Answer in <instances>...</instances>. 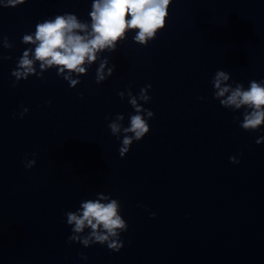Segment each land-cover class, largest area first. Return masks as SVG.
Returning <instances> with one entry per match:
<instances>
[{
	"label": "water",
	"instance_id": "1",
	"mask_svg": "<svg viewBox=\"0 0 264 264\" xmlns=\"http://www.w3.org/2000/svg\"><path fill=\"white\" fill-rule=\"evenodd\" d=\"M91 2L0 9V36L13 44H0L11 57L0 62V264H264V142L255 143L264 126L240 129L233 117L242 120L243 108H222L211 84L217 70L245 88L264 80V0H173L147 47L129 32L102 54L115 68L101 84L93 64L75 88L55 69L13 87L10 73L30 47L22 35L56 14L90 22ZM129 85L134 95L151 85L141 103L154 116L121 159L107 125L123 114L128 126ZM96 193L120 201L128 229L119 252L67 241L64 213Z\"/></svg>",
	"mask_w": 264,
	"mask_h": 264
},
{
	"label": "clouds",
	"instance_id": "2",
	"mask_svg": "<svg viewBox=\"0 0 264 264\" xmlns=\"http://www.w3.org/2000/svg\"><path fill=\"white\" fill-rule=\"evenodd\" d=\"M26 2L0 0V9L17 7ZM172 3L173 0H92L88 13L90 22L80 20L73 13L56 14L37 21L34 32L21 37L20 43L30 47L22 52L10 73L15 78L12 86L16 87L30 76L43 80L45 72L55 69L56 75L62 77L69 88H75L81 82L79 78L87 75L93 64L98 65L95 83L101 84L113 75L115 68L114 65L108 66V57L102 54L116 51L129 32L135 33L132 37L135 44L147 47L166 27ZM0 44L5 49L13 48L5 36H0ZM7 59L11 57L0 54V62ZM229 81L230 73L224 70L215 72L211 80L212 99L233 112L243 108L242 120L234 116L233 123L245 132L258 133L264 126V80H250L247 88L242 83ZM150 88L151 85H146L134 95L129 85L126 94L133 113L129 114L128 126L122 124L123 114H116L107 125L111 135L121 142L118 149L121 159L130 151L133 142H139L150 132L148 120L153 118L154 113L143 107V103L151 99L147 94ZM117 95L121 100L125 98V92H118ZM27 112L28 109L23 108L19 118L22 119ZM105 119L108 120V117ZM261 142H264V136L255 140L256 144ZM229 162L238 164L240 161L237 156H230ZM35 163V159L27 160L24 166L31 169ZM155 215L151 213L150 218H155ZM64 216L66 224L71 227V235L67 237L69 243H79L85 248L95 244L106 245L110 252H119L123 247L120 234L127 231L128 224L121 215L120 201L110 195L96 193L94 199L82 200L75 211H67Z\"/></svg>",
	"mask_w": 264,
	"mask_h": 264
}]
</instances>
